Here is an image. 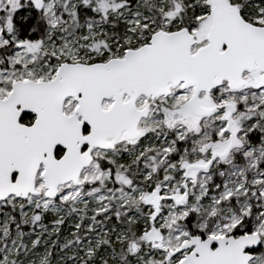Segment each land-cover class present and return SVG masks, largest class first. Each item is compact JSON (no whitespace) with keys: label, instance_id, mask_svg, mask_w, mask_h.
<instances>
[{"label":"snow or ice","instance_id":"snow-or-ice-1","mask_svg":"<svg viewBox=\"0 0 264 264\" xmlns=\"http://www.w3.org/2000/svg\"><path fill=\"white\" fill-rule=\"evenodd\" d=\"M0 264H264V0H0Z\"/></svg>","mask_w":264,"mask_h":264}]
</instances>
